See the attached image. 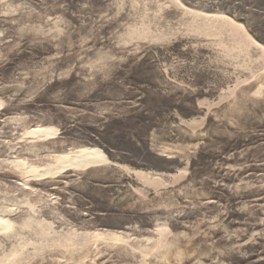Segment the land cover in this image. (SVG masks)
<instances>
[{
	"label": "rangeland",
	"instance_id": "obj_1",
	"mask_svg": "<svg viewBox=\"0 0 264 264\" xmlns=\"http://www.w3.org/2000/svg\"><path fill=\"white\" fill-rule=\"evenodd\" d=\"M0 220V264H264V0H0Z\"/></svg>",
	"mask_w": 264,
	"mask_h": 264
},
{
	"label": "bare ground",
	"instance_id": "obj_2",
	"mask_svg": "<svg viewBox=\"0 0 264 264\" xmlns=\"http://www.w3.org/2000/svg\"><path fill=\"white\" fill-rule=\"evenodd\" d=\"M36 138H48L55 134L52 129L37 128L31 130ZM57 167L45 172V174H57L66 171L82 170L96 167L106 161L104 153L98 148H87L77 153H67L55 158ZM33 172V171H32ZM12 225L9 222L0 220V230H10Z\"/></svg>",
	"mask_w": 264,
	"mask_h": 264
}]
</instances>
